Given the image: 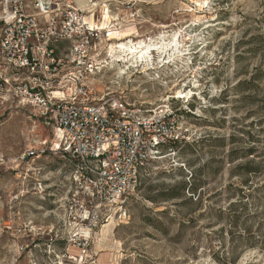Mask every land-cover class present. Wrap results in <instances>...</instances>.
Segmentation results:
<instances>
[{
    "label": "rangeland",
    "instance_id": "rangeland-1",
    "mask_svg": "<svg viewBox=\"0 0 264 264\" xmlns=\"http://www.w3.org/2000/svg\"><path fill=\"white\" fill-rule=\"evenodd\" d=\"M57 1L103 32L92 96L167 115L151 127L168 141L83 253L71 242L82 228L69 204L78 161L55 150L31 106L0 104V264H89L98 251L105 264H264V0ZM173 38L186 54L167 46L168 66L157 55L131 65L111 48ZM58 44L65 57L70 42ZM45 137L42 154L19 160Z\"/></svg>",
    "mask_w": 264,
    "mask_h": 264
},
{
    "label": "built area",
    "instance_id": "built-area-1",
    "mask_svg": "<svg viewBox=\"0 0 264 264\" xmlns=\"http://www.w3.org/2000/svg\"><path fill=\"white\" fill-rule=\"evenodd\" d=\"M102 33L70 3L0 0V104L31 106L51 130L55 150L78 161L71 175L80 189L69 204L82 228L71 242L83 253L86 235L138 186L140 171L168 141L151 127L167 115L152 119L120 97L92 96L87 78L102 67L91 59ZM63 40L70 42L65 57L56 49ZM36 142L20 161L45 151L47 138Z\"/></svg>",
    "mask_w": 264,
    "mask_h": 264
},
{
    "label": "bare ground",
    "instance_id": "bare-ground-1",
    "mask_svg": "<svg viewBox=\"0 0 264 264\" xmlns=\"http://www.w3.org/2000/svg\"><path fill=\"white\" fill-rule=\"evenodd\" d=\"M94 7L97 5V2H93ZM103 12V21H99L98 25L101 26V28H103L104 26V22H107L111 15L109 14V12L105 9L102 10ZM95 24V22H94ZM95 26V25H94ZM113 31H111L110 33H112ZM174 37V36H173ZM164 41V40H163ZM160 44L161 42L158 41ZM157 42V43H158ZM157 43L151 42V40L145 42L144 40H140L138 42H132V40H129L127 42H120L118 44L115 45H111V48L117 50V57H123V60L128 63L130 61L131 62H135L138 64V62L140 64H145L148 65H154V55H157L156 57L159 59L157 61L158 63V67L159 66H164L169 64V61H173V58L171 59V55L169 54H165V52L167 51L165 48L167 46L172 45L171 49L173 50V48L175 47H179V42L178 40L175 38H173L168 44L169 45H165L163 46V44L161 46H158ZM167 43V41H166ZM169 48V47H168ZM170 49V48H169ZM177 49V48H176ZM178 53L174 56L179 58L178 56H181L183 53L181 52V50H176ZM164 54V55H163ZM175 54V53H174ZM172 54V55H174ZM167 55V56H166ZM163 56V57H162ZM127 57V58H126ZM119 60H122V58H117ZM166 59V60H165ZM143 62V63H142ZM156 63V64H157ZM129 64V63H128ZM132 65V64H131ZM153 67H150L149 69H152ZM120 73H124L122 70L120 71ZM178 94H182L181 92H178Z\"/></svg>",
    "mask_w": 264,
    "mask_h": 264
},
{
    "label": "crops",
    "instance_id": "crops-1",
    "mask_svg": "<svg viewBox=\"0 0 264 264\" xmlns=\"http://www.w3.org/2000/svg\"><path fill=\"white\" fill-rule=\"evenodd\" d=\"M98 252H96V254L94 255V260L93 262H90L89 264H105L106 262V255L104 253L98 254Z\"/></svg>",
    "mask_w": 264,
    "mask_h": 264
},
{
    "label": "trees",
    "instance_id": "trees-1",
    "mask_svg": "<svg viewBox=\"0 0 264 264\" xmlns=\"http://www.w3.org/2000/svg\"><path fill=\"white\" fill-rule=\"evenodd\" d=\"M57 45H59V46H60L61 44H57ZM250 171H251V170H250ZM250 171H249V172H250Z\"/></svg>",
    "mask_w": 264,
    "mask_h": 264
}]
</instances>
